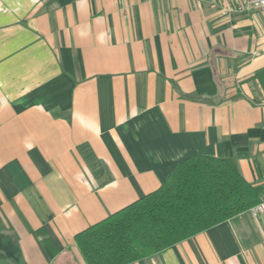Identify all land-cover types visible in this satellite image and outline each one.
Returning <instances> with one entry per match:
<instances>
[{"label": "crops", "instance_id": "1", "mask_svg": "<svg viewBox=\"0 0 264 264\" xmlns=\"http://www.w3.org/2000/svg\"><path fill=\"white\" fill-rule=\"evenodd\" d=\"M237 1L0 0V264H87L76 234L195 154L264 186V11ZM132 264H264V213Z\"/></svg>", "mask_w": 264, "mask_h": 264}, {"label": "trees", "instance_id": "2", "mask_svg": "<svg viewBox=\"0 0 264 264\" xmlns=\"http://www.w3.org/2000/svg\"><path fill=\"white\" fill-rule=\"evenodd\" d=\"M264 186L232 158L192 155L161 186L76 234L87 264H132L248 211Z\"/></svg>", "mask_w": 264, "mask_h": 264}, {"label": "built area", "instance_id": "3", "mask_svg": "<svg viewBox=\"0 0 264 264\" xmlns=\"http://www.w3.org/2000/svg\"><path fill=\"white\" fill-rule=\"evenodd\" d=\"M200 1V0H197ZM264 11V0H240L235 5H227L223 9L224 14H231L234 12H258ZM254 217L264 213V196L258 203L253 205L248 210Z\"/></svg>", "mask_w": 264, "mask_h": 264}]
</instances>
